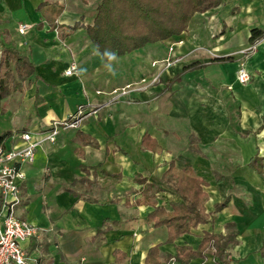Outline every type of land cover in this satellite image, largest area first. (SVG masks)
Here are the masks:
<instances>
[{
	"label": "crops",
	"instance_id": "0c3cea01",
	"mask_svg": "<svg viewBox=\"0 0 264 264\" xmlns=\"http://www.w3.org/2000/svg\"><path fill=\"white\" fill-rule=\"evenodd\" d=\"M44 1L59 2L57 24L70 26L91 24L100 0H0V50L14 48L33 67L23 90L0 102V136L9 133L0 146L18 145L23 131L38 137L79 106L87 115L22 165L15 213L39 228L21 243L30 264H145L153 247L161 264H180L165 261L177 247L197 251L207 233L230 230L237 236L229 264H264V39L244 52L252 30H264V0H223L184 33L109 61L85 27L59 36L37 10ZM23 23L31 26L20 33ZM176 39L184 43L171 53ZM168 56L171 66H154ZM244 60L252 79L243 85ZM197 62L204 66L184 72ZM72 64L75 73L66 75ZM171 167L190 168L204 182L209 214L173 241L153 225L155 206L171 212L180 201L164 180Z\"/></svg>",
	"mask_w": 264,
	"mask_h": 264
},
{
	"label": "trees",
	"instance_id": "16d2710c",
	"mask_svg": "<svg viewBox=\"0 0 264 264\" xmlns=\"http://www.w3.org/2000/svg\"><path fill=\"white\" fill-rule=\"evenodd\" d=\"M223 0H100L94 9L93 21L84 25L81 21L70 26L57 24V18L62 11V5L57 1L42 2L37 10L51 27L58 30V35L64 37L77 28L85 27L87 34L102 59L111 60L109 53L121 56L140 49L149 43L165 41L180 35L189 29L190 23L197 13H204L218 7ZM4 34V43L9 38ZM264 38V30L253 29L251 44ZM3 45V44H2ZM233 57H213L211 61H230ZM204 64H188L184 72L202 68ZM33 72L32 65L14 48L6 47L0 50V102L9 94L22 91L23 82ZM176 76L174 79H177ZM9 135L0 136V142ZM258 160L257 158H255ZM255 162V160H254ZM165 182L178 193L180 201L173 203V211L166 212L155 206L157 219L155 227L165 226L169 240L191 230L200 223L207 222L209 214L205 211L204 202L207 198L203 190L204 182L192 175L190 168L181 170L171 167L165 176ZM224 202L217 206L223 208ZM154 205V204H153ZM233 228L234 225L230 224ZM236 230H230L227 235L207 233L197 251L185 247H177L176 255L167 258V262L188 263L194 257H205L212 253L218 258V264H229L228 249L236 243ZM156 247L148 251L145 264H161L156 257Z\"/></svg>",
	"mask_w": 264,
	"mask_h": 264
},
{
	"label": "built area",
	"instance_id": "2783aa9c",
	"mask_svg": "<svg viewBox=\"0 0 264 264\" xmlns=\"http://www.w3.org/2000/svg\"><path fill=\"white\" fill-rule=\"evenodd\" d=\"M30 26L27 23L21 24L19 32L24 33ZM183 43V40L176 39L170 44L168 51L172 53L176 45ZM256 43L249 48L250 52L256 48ZM156 65H160L162 69L168 68L172 65V58L168 56L160 63H154V66ZM75 71L76 65L72 64L66 69L65 74L71 75ZM158 78L159 74H155L152 83ZM237 79L243 85L252 79L245 61L239 64ZM146 82L145 79L142 80V83ZM86 116L83 107L79 106L66 118L53 120L38 137H34L31 132L23 131L17 136L20 140L18 145L10 149L0 146V264H30L21 243L39 233L36 225L17 217L15 213V207L21 201L19 184L25 178L22 165L33 162L35 150L42 143L55 142L61 130L76 129Z\"/></svg>",
	"mask_w": 264,
	"mask_h": 264
},
{
	"label": "rangeland",
	"instance_id": "374dc122",
	"mask_svg": "<svg viewBox=\"0 0 264 264\" xmlns=\"http://www.w3.org/2000/svg\"><path fill=\"white\" fill-rule=\"evenodd\" d=\"M184 33V32H183ZM172 38V37H171ZM171 38H169V39H171ZM168 40V39H167ZM244 52H246L247 53V55H249L248 53H251L249 50L248 51H244ZM195 56V55H194ZM197 57V55L195 56V58ZM245 62H246V60H244ZM237 73H238V69H237Z\"/></svg>",
	"mask_w": 264,
	"mask_h": 264
},
{
	"label": "clouds",
	"instance_id": "9594fccd",
	"mask_svg": "<svg viewBox=\"0 0 264 264\" xmlns=\"http://www.w3.org/2000/svg\"><path fill=\"white\" fill-rule=\"evenodd\" d=\"M108 55H109V58H110V59H114V58H115V57H114V54L109 53Z\"/></svg>",
	"mask_w": 264,
	"mask_h": 264
}]
</instances>
